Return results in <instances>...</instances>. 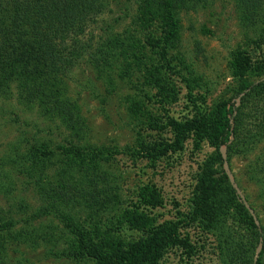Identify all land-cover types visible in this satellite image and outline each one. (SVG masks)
Listing matches in <instances>:
<instances>
[{"label":"rangeland","instance_id":"rangeland-1","mask_svg":"<svg viewBox=\"0 0 264 264\" xmlns=\"http://www.w3.org/2000/svg\"><path fill=\"white\" fill-rule=\"evenodd\" d=\"M117 1L81 36L92 48L98 44V59L86 51L52 71L54 106L80 121L65 139L57 115L41 116L36 103H21L15 91L0 99V152L20 150L30 169L8 167L11 191L0 187V207L7 211L0 221L1 264H95L79 258L75 233L87 250L108 257L170 226L177 235L154 264H225L230 244L193 218L198 179L214 153L206 139L196 140L194 125L230 99L239 105L240 79L264 82V0H255L247 16L233 0L178 2L173 19L155 10L144 21L134 19L133 0ZM262 108L248 114L246 150L230 160L225 147L220 152L239 201L264 233ZM72 141L85 152L74 150ZM51 184L54 199L43 201ZM52 202L48 214L31 218ZM247 247L240 264H255L260 241Z\"/></svg>","mask_w":264,"mask_h":264},{"label":"trees","instance_id":"trees-1","mask_svg":"<svg viewBox=\"0 0 264 264\" xmlns=\"http://www.w3.org/2000/svg\"><path fill=\"white\" fill-rule=\"evenodd\" d=\"M124 1V5L131 2V0ZM187 1L190 0H133L132 5L136 8L134 19L144 21L148 17L152 18L155 10L164 20L173 19L176 17V13L173 12L176 9L174 7L178 2ZM191 1L200 4L202 0ZM233 1L240 6L246 16L250 12L251 5L256 2L255 0ZM112 4L117 6L118 1L0 0V99L8 101L12 91H15L21 103L25 105L36 103L41 116L57 115L65 139L69 135L67 130L70 132L75 130L74 124L80 121L73 118L72 110L68 111L67 108L63 110L64 107L61 104L56 105V102L54 106L52 90L55 79L52 71L56 66L59 67L61 61L68 62L86 51L91 58L98 59L100 53V50L96 49L98 44L92 48L90 44L81 42V36L84 35L87 25L101 14L102 9ZM126 14L129 12L124 13V17ZM120 19L121 16L116 17L115 21ZM114 40V37H111L108 43H113ZM103 45L104 43H101L100 48L104 49ZM101 63L105 64V60ZM238 97L239 105L230 99L219 107L214 116L201 119L194 125L198 132L196 140L200 142L206 139L214 153L206 160L204 171L198 179L193 202V218L203 230L215 232L222 245L230 244L223 252L225 264H240L239 258L246 251L247 243L254 247L259 241V257L255 264H264V233L255 224L244 204L239 201L235 189L232 188L222 168L223 158L220 152V149L225 147L227 160H230L233 156L243 153L246 145L251 143L248 142L249 132L246 130V121L250 111L253 109L256 111L258 106L260 108L264 106V82L249 83L240 79L236 99ZM262 110L264 111L263 108ZM80 127L82 128V125ZM73 149L85 152V149L76 143ZM29 154L35 159L37 156L36 161L40 163L41 155L37 151ZM25 165V154L20 150L14 151L13 154L0 152V187H3L8 194L11 189L7 182V168L12 167L21 173H27L30 169ZM36 182L38 183V180ZM40 198L43 201L48 199L52 201L54 185L51 184L49 188L43 189ZM20 204L21 200L18 205ZM2 209L0 207V221L1 216L7 214V211L3 213ZM48 209H54V202L49 207L40 206L35 209L31 218L48 214ZM230 209H233L232 213ZM228 217L234 223L235 229L226 227ZM3 228L0 222V232ZM177 232L176 226H170L129 251L108 257L99 253L97 248L87 250L83 245L82 234L74 232L73 235L78 238L77 250L80 259H92L95 264H141V262L154 264L163 247L177 235ZM240 238L245 242L244 245L238 244ZM2 260L4 254L0 252V264Z\"/></svg>","mask_w":264,"mask_h":264}]
</instances>
